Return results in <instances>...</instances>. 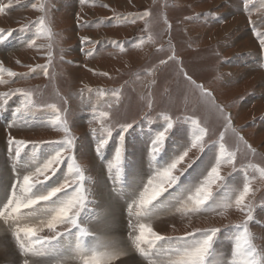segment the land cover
I'll use <instances>...</instances> for the list:
<instances>
[{"label":"snow or ice","instance_id":"snow-or-ice-1","mask_svg":"<svg viewBox=\"0 0 264 264\" xmlns=\"http://www.w3.org/2000/svg\"><path fill=\"white\" fill-rule=\"evenodd\" d=\"M21 3L22 0L0 3V13L21 6ZM28 3L39 15L18 28L0 29V49L7 48L15 39L14 48L35 50L45 56V63L25 65L27 72H15L0 60V85L3 86L37 73L49 79L53 75L56 33L49 16L48 0H28ZM79 3L83 8L95 5L96 0H79ZM259 3L264 8V0ZM100 6L108 7L106 4ZM236 7L242 15H249V23L264 51V32L257 31V22L251 20L253 0H236ZM151 15L146 10L114 13L108 18L131 24L143 20L142 34L128 43L137 49L145 45L153 47L154 62L136 74L137 79L140 72L152 77L146 85L148 94L143 98L145 111L139 118V122L147 121L152 127L146 133L135 168L128 162L127 137L138 121L128 122L127 114H121L124 85L96 89L84 86L81 89V95L87 91L91 97L95 91L98 98L115 100V104H107L104 110H94L89 121L90 125H99L98 128L90 127L89 133L95 146L94 160H100L105 173L103 187L88 175L89 165L79 162L80 138L72 132L66 99L61 97L64 105L61 107L46 102L43 93L32 88H8L0 92V109L7 108L13 98L18 101L12 110L13 119L7 125V150L12 160L13 179L8 185H0V224L10 231L21 264H117L121 257L128 255L129 248L139 254L144 264H264V245L255 242L257 237L248 226L254 220L255 205L250 197L255 196L257 189L253 188V181L264 180V167L251 163L237 166L240 145H243L245 156L259 153L234 126L231 113L226 105L217 101L214 90L194 78L178 54L177 46L171 42L172 25L164 20L169 38L166 42L160 41L153 32ZM200 15L197 13L186 19H199ZM205 15L221 19L215 13ZM76 25L90 27L92 22L82 20L78 13ZM79 43L80 52L90 58L94 49L86 45L99 44V41L81 36ZM110 43L120 52L126 51L125 42ZM64 51L62 48L61 52ZM60 59L63 61V55ZM223 62V59L219 61ZM261 67L264 68V64ZM96 74L112 79L107 71ZM221 78L217 70L215 79ZM161 80L166 85L161 97H167L171 106H177L181 98L185 101L182 114L174 116L170 109H162L153 117L157 103L155 89ZM38 112L45 118L28 119ZM209 117H214L222 128L215 140L210 139L213 133ZM153 120L161 123L153 124ZM36 127L50 128L63 135L54 140H29L11 133L14 128ZM229 135L236 144L233 149L226 142ZM224 165L231 167L227 175L221 172ZM239 172H243V176L237 179ZM97 196L108 200V205L99 211L95 207ZM114 203L120 204L121 218L126 217L128 247L122 246L124 242L98 235L93 227L111 215ZM230 209L244 214L243 221L221 227L194 228L180 236L164 235L155 228V221L162 214L191 218L206 213L224 215ZM224 233H231L226 237L231 243L230 255L217 251Z\"/></svg>","mask_w":264,"mask_h":264},{"label":"rangeland","instance_id":"rangeland-1","mask_svg":"<svg viewBox=\"0 0 264 264\" xmlns=\"http://www.w3.org/2000/svg\"><path fill=\"white\" fill-rule=\"evenodd\" d=\"M0 3H7V0H0ZM48 3L49 16L52 18L53 31L56 33L53 39L55 60L52 78L49 79L42 73H37L27 79H17L7 86L0 85V92L7 91L8 88H32L42 92V98L46 102H54L61 107L64 106L61 97L66 99L67 107L70 109L68 118L73 125L72 132L80 138L82 154L78 153L79 162L89 165L91 170L88 175L97 180L100 187L105 184V173L101 168L100 160H94L95 146L89 133L90 127L98 128L99 125H90L89 121L92 119L94 110L97 112L104 110L107 104H115V100L98 98L95 91L91 97L87 91L81 95V89L84 86L96 89L97 87L120 88L124 85L121 96V114H127L128 122L133 119L138 121L135 130L131 131L127 137L128 162L131 168L138 165L146 133L152 127L147 121L139 122L140 116L145 111L143 98L149 91L146 85L152 77L140 72V78L137 79L136 74L143 67L150 66L154 62L153 47L150 45H145L142 49L132 47L128 41H133L135 37L142 34L144 21L138 20L135 24H131L120 19H108L113 17L114 13L129 14L150 11L153 32L158 40L165 42L169 38L166 31L167 25L164 23L167 19L172 25L171 42L177 46L178 54L184 59L190 72L194 74V78L214 90L217 101L226 105V110L231 113L234 126L259 153L256 156L251 154L245 156L243 145H240L241 155L238 157L237 166L251 163L264 167V68L261 67L264 64V51L259 45L260 38L254 34L253 25L249 23V15L247 13L242 15L237 11L236 0H96L95 5L89 4L83 8L79 0H48ZM253 3L255 7L251 9V20L257 22L255 25L257 31L264 32V8H261L259 0H253ZM102 4L108 7L100 6ZM209 12L215 13L221 19L217 20L205 15ZM78 13L82 20L91 21L92 25L77 27ZM197 13L201 14L199 19H186ZM38 15L39 13L31 8L28 0H22L21 6L0 13V29L18 28ZM81 36H88L93 42L99 41V44L86 45L87 48L94 49V55L90 58H86L79 50V37ZM111 41L125 42L126 51L120 52L118 47L110 43ZM14 45H16L15 39L7 48L0 49V60L4 61L6 67L15 72H27L25 65L45 63L44 55L19 46L14 48ZM62 48L66 50L63 53ZM165 48L167 51V43H165ZM217 53L219 55H216ZM61 55H63V61L60 59ZM160 55L163 58V54ZM222 59L225 62L219 63ZM16 60H19L20 64H17ZM217 70L222 77L219 80L215 79ZM104 71H107L112 79L96 74ZM4 78L8 77L5 75ZM165 86L164 80H161L159 87L155 89L157 103L152 113L153 117L162 109H170L174 116L184 112L183 98L177 106L173 107L169 104L167 97H161ZM0 103H2V98H0ZM16 103L18 101L13 98L7 108L0 109L1 182L7 181L8 178L13 179L12 160L7 150V125L13 119L12 110ZM189 111H191L190 106ZM43 118H45L44 115L39 112L28 117L30 121H39ZM152 123L161 122L153 120ZM208 124L213 133L210 139L215 140L222 128L216 124L214 117L208 118ZM11 133L17 138L29 140H54L63 135L56 130L42 127L14 128ZM226 142L230 149L236 147L230 135L226 137ZM248 171L251 173L252 169L249 168ZM221 172L227 175L231 172V167L224 165ZM242 176L243 172L236 174L237 179ZM252 186L257 191L255 196L250 197L255 207L254 220L249 222L248 226L257 237L255 242L258 245H264V180L257 178ZM96 199L98 201L95 205L96 209L103 207V203L107 201L99 196ZM120 212L117 213L118 216ZM120 218L121 216L119 220L116 219L114 230L117 233L120 231L122 235L119 228L122 222L126 223V217ZM243 219L244 214L235 209L228 210L224 215L206 213L191 218H182L179 215L173 218L168 214H162L155 221V228L164 235L180 236L185 231H192L194 228L221 227L239 223ZM0 226L5 229L0 234V264H21L20 255L10 231L7 226L3 224ZM125 233L127 240V229ZM98 234L103 235L106 232L99 229ZM230 235L231 233L222 234V243L217 245L218 253L230 255L231 243L226 239ZM110 236L112 237V234ZM8 242H12L14 249H10ZM124 257H121L122 259L120 258L117 264H144V262L137 263L142 261V258L133 250Z\"/></svg>","mask_w":264,"mask_h":264},{"label":"bare ground","instance_id":"bare-ground-1","mask_svg":"<svg viewBox=\"0 0 264 264\" xmlns=\"http://www.w3.org/2000/svg\"><path fill=\"white\" fill-rule=\"evenodd\" d=\"M74 102V101H73ZM2 172H4V171H2ZM1 172V173H2ZM8 182H10V179L8 178L7 179V181H5V180H3V182H1L0 181V185H8L7 183ZM102 199H104V200H107V198H102ZM108 201V200H107ZM104 205H105V207L108 205V203H103ZM104 205H103V207H101V208H98L97 207V210L99 211V210H102V209H104L105 207H104ZM120 210H121V207H120V204H113L112 205V207H111V215H109L108 217H107V219L104 221V222H102V223H100V224H94L93 225V227H94V229L97 231V234H98V230L100 229V230H102V232H106V234H103L104 236H107V237H109V238H112V239H118L119 238V240H122L121 242H124V243H122V246H125V247H128V245L126 244V242H127V240H126V229H127V227H126V223H123L122 221V226L119 228L121 231H122V235H120V231L117 233L115 230H114V224H115V221H116V219H118L119 220V217H120V214H119V216L117 215V213L118 212H120ZM120 219H122V218H120ZM118 224V223H117ZM117 229H118V227H117ZM118 229V230H119ZM2 230L4 231L5 229H2L1 228V226H0V234H1V232H2ZM100 232V231H99ZM3 233V232H2ZM6 233V232H5ZM112 234V237L110 236ZM98 235H101V234H98ZM3 237L4 236H6V235H2ZM7 237V236H6ZM2 239V238H1ZM6 240H7V238H5ZM115 239V240H116ZM119 240H116V241H118V242H120ZM2 242V241H1ZM4 242H5V240H4ZM12 243V242H11ZM10 242H8V246L10 247V249H14V246H12V244H11ZM3 244V243H2ZM7 250V249H6ZM132 252V250L129 248V251H128V253L129 252ZM7 252V251H6ZM15 253V252H14ZM136 255V254H135ZM5 256V255H4ZM15 256H16V260H17V255L15 254ZM128 256V255H127ZM6 257V256H5ZM126 257V256H125ZM124 257V258H125ZM1 258V257H0ZM8 258V257H7ZM19 258V257H18ZM6 259V258H5ZM122 259V258H121ZM140 259V258H139ZM2 260V259H1ZM7 260H9V259H7ZM129 261V260H128ZM136 262H137V260H136ZM139 262H143V261H138L137 263H139ZM121 264V263H120Z\"/></svg>","mask_w":264,"mask_h":264},{"label":"crops","instance_id":"crops-1","mask_svg":"<svg viewBox=\"0 0 264 264\" xmlns=\"http://www.w3.org/2000/svg\"><path fill=\"white\" fill-rule=\"evenodd\" d=\"M103 203V202H102ZM104 203H108V201H106V202H104ZM127 235H128V233H127ZM135 252V251H134Z\"/></svg>","mask_w":264,"mask_h":264}]
</instances>
